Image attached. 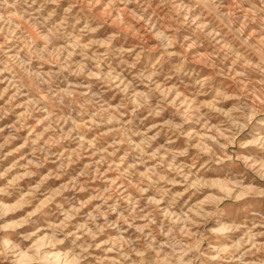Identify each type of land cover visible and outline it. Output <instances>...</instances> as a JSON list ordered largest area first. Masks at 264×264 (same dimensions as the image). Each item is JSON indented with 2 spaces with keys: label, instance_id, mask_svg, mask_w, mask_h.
<instances>
[{
  "label": "rangeland",
  "instance_id": "374dc122",
  "mask_svg": "<svg viewBox=\"0 0 264 264\" xmlns=\"http://www.w3.org/2000/svg\"><path fill=\"white\" fill-rule=\"evenodd\" d=\"M0 264H264V0H0Z\"/></svg>",
  "mask_w": 264,
  "mask_h": 264
}]
</instances>
